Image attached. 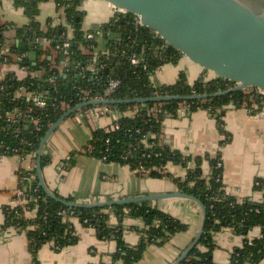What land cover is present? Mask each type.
<instances>
[{"label": "trees", "instance_id": "16d2710c", "mask_svg": "<svg viewBox=\"0 0 264 264\" xmlns=\"http://www.w3.org/2000/svg\"><path fill=\"white\" fill-rule=\"evenodd\" d=\"M3 1L0 0V5ZM83 1L16 0L17 7L23 8L29 20L23 27L3 21L0 15V69L4 65H18L27 73L24 78L13 72L0 78V155L30 157L36 162L41 140L63 114L83 103V91H87L90 98L127 101L214 94L229 88L225 82L206 80L204 75L192 85L185 73L180 74L175 84L154 86L152 77L155 73L164 65L176 64L180 55L167 49L164 42L147 28H136L135 15L122 12H117L110 22L101 26L102 36L108 40V52H97V40H88L82 30L84 12L79 9ZM46 2H55L65 9L74 28L73 37L68 36L64 26L53 25L52 20L43 29L38 17L40 4ZM32 52L37 55L35 65L30 59ZM134 55L149 61L146 68L144 64L132 65ZM67 60L69 67L65 63ZM110 80L121 83L116 92L107 97L105 90ZM257 96L259 109L256 112H260L263 111V101L262 96ZM33 97L43 101L44 106L35 105L31 100ZM248 99L249 94L241 91L187 104L190 113L203 109L217 115L231 104L241 107ZM184 103H163L162 112L156 116L148 113L155 103L109 106L124 113L117 121L118 128L111 133L96 129L90 142L91 149L88 147L85 153L101 160L107 156L104 162L127 165L133 171L143 167L153 178L163 177V171L170 163L187 169L185 179L176 180L177 186L182 193L194 196L204 204L207 220L202 239L181 264H213L216 249L213 236L224 229H232L246 238L243 246L232 253L229 264H264V201L239 199L226 191L223 167H218L220 154L216 157H185L160 142L163 121L168 116L177 117ZM221 120L218 117L217 122L224 136L221 146H225L231 137L225 132ZM205 161L210 163L209 175L203 172ZM49 163L50 159L42 155V168ZM18 177L22 203L5 206V223L1 230L14 228L26 233L34 264H40L38 254L45 245L51 244L60 251L77 243L75 220L95 229L101 239L117 243L110 264H136L143 259L148 246H163L176 234L188 229L179 220L150 208L147 203L115 206L112 209L120 219L128 212L145 224L139 230V243L129 246L124 241L123 226L109 223L110 208H71L49 198L40 186L36 167L29 171L21 169ZM255 189L264 190L263 179L257 180ZM66 201L74 203L70 198ZM34 210L35 217H29ZM254 229L260 230L261 237L249 238Z\"/></svg>", "mask_w": 264, "mask_h": 264}, {"label": "crops", "instance_id": "0c3cea01", "mask_svg": "<svg viewBox=\"0 0 264 264\" xmlns=\"http://www.w3.org/2000/svg\"><path fill=\"white\" fill-rule=\"evenodd\" d=\"M15 1L4 0L1 3V18L6 22L26 26L29 20L23 8H18ZM40 9L38 20L43 29L52 20L53 25L64 26L68 36L73 37L74 28L70 25L63 7L60 8L55 2H46L40 4ZM79 10L84 12V32L100 30L118 12L101 0H84ZM96 40V51L108 52V40L103 36ZM10 72L16 73L20 78L27 75L18 65L4 68V75ZM181 73L187 75L192 85L203 75L206 80H212V77L190 61L180 58L176 64L161 67L152 77V82L157 87L172 85L179 80ZM224 112L225 115H222ZM121 114L124 113L113 109L109 116L92 123L71 116L59 126L42 152V155L50 159V163L42 168L43 179L50 192L62 200L70 198L74 203L82 205L182 193L176 182L186 177L187 169L182 165L170 163L163 171V177L153 178L141 176L127 165L103 162L85 153L90 146L93 132L99 128H109ZM218 117L222 118V126L231 137L225 146H221L224 136L219 129ZM160 142L185 157H216L220 154L226 191L239 199L264 201V190L255 189L257 180H264V115H253L244 105L237 108L231 104L217 115L199 109L186 116H168L162 123ZM36 165L37 161L30 157L11 155L0 159V264H34L26 233L14 228L1 230V227L5 223L4 208L11 205L13 193L19 185L18 172L21 169L32 170ZM203 172L205 175L211 172L208 161L203 163ZM143 203L171 215L188 229L176 234L163 246H148L143 259L136 264H174L200 232L203 223L201 208L195 202L184 198ZM113 207H108L109 223L112 226L122 225L125 230V243L136 246L141 238L139 230L145 225L143 220L131 217L126 211V215L120 219L114 213ZM35 215L36 210L28 214L29 217ZM74 226L78 236L77 243L60 251H56L51 244L43 246L38 254L40 264H110L117 243L101 239L95 229L85 227L77 220L74 221ZM260 235V230L254 229L249 238ZM213 238L216 245L213 264H229L232 253L241 248L246 239L232 229H224L214 234Z\"/></svg>", "mask_w": 264, "mask_h": 264}, {"label": "water", "instance_id": "95a60500", "mask_svg": "<svg viewBox=\"0 0 264 264\" xmlns=\"http://www.w3.org/2000/svg\"><path fill=\"white\" fill-rule=\"evenodd\" d=\"M118 12L131 13L143 27L162 40L167 49L175 50L181 58L200 68L212 80L228 85V89L214 94L192 96L153 97L148 99L94 100L68 110L51 126L39 147L36 171L46 195L66 207L95 209L125 206L168 198H184L195 202L203 212V223L192 244L174 264H181L199 244L205 231L207 210L194 196L185 193L160 194L128 198L97 205H82L62 200L50 192L43 179L41 156L45 144L59 126L73 114L92 106L122 104L195 102L237 92H249L264 97V0L250 7L241 0H101ZM79 20V19H77ZM30 59L36 64L37 55ZM70 66V63H67ZM225 115V112L222 113Z\"/></svg>", "mask_w": 264, "mask_h": 264}, {"label": "built area", "instance_id": "2783aa9c", "mask_svg": "<svg viewBox=\"0 0 264 264\" xmlns=\"http://www.w3.org/2000/svg\"><path fill=\"white\" fill-rule=\"evenodd\" d=\"M135 26H136V28L142 26L140 23V19L138 17H136ZM85 34H86V38L88 40L92 41V40H96L97 38L101 37L102 31L97 30V31H93V32H86ZM148 62L149 61H145V59H143V57H139L138 55H134L131 59V63L135 67H138L139 65L144 64V68H146ZM65 63L67 66V63H69V60H67ZM4 67L2 69H0V78H3L5 76L3 73ZM21 69L26 71L24 68H21ZM120 83L121 82L119 80H110L109 83L107 84V87L105 90L106 96L108 97L111 94L115 93L116 90L118 89V87L120 86ZM246 93L249 94V99H248V101H246L244 103L245 108L253 115L263 116L264 115V97H262V99L260 98L263 101L261 103L263 105V111L256 112L259 109V106L257 104V100L259 98H258L257 94H253V93H249V92H246ZM82 94H83V97H81V100L83 103L88 102V101H94V100L108 99L105 97L90 98L89 93L87 91H83ZM31 100L37 106H44V102L37 99V98L33 97ZM187 103L188 102H185L181 106V108L178 110V112H177L178 116H186V115L190 114V105ZM162 104L163 103H155V105L148 110L149 115L156 116L158 113L162 112V109H161ZM65 108H69V106H65ZM88 108H85L84 110L79 111L74 116H76L77 119L80 118L79 120H85L89 123H92L93 121H97V120L101 119L102 117L109 116L113 112V108H111L109 106H104V105L94 106V108H90V109H88ZM122 116H123V114H121L119 116V118L115 121L114 124H112L109 128L105 129L107 133L114 132L118 128L117 121ZM36 124H37V122H36ZM144 143H146V139L144 140ZM3 157H5V155H0V159ZM106 160H107V156H104L102 161L104 162ZM218 167H222V162L218 163ZM136 172L141 176H148V172L145 171V169L143 167H140ZM13 195L16 197V199L12 201L11 205H21V203H22V198H21L22 197V191L19 188H17V190L14 191ZM259 237H261V235Z\"/></svg>", "mask_w": 264, "mask_h": 264}, {"label": "flooded vegetation", "instance_id": "af4514ba", "mask_svg": "<svg viewBox=\"0 0 264 264\" xmlns=\"http://www.w3.org/2000/svg\"><path fill=\"white\" fill-rule=\"evenodd\" d=\"M241 1L249 5L250 7H255L259 3H262V0H241Z\"/></svg>", "mask_w": 264, "mask_h": 264}, {"label": "rangeland", "instance_id": "374dc122", "mask_svg": "<svg viewBox=\"0 0 264 264\" xmlns=\"http://www.w3.org/2000/svg\"><path fill=\"white\" fill-rule=\"evenodd\" d=\"M4 66H5V65H4ZM4 66H3V67H4ZM11 66H13V65H11ZM5 67H6V66H5ZM5 67H4V68H5Z\"/></svg>", "mask_w": 264, "mask_h": 264}]
</instances>
